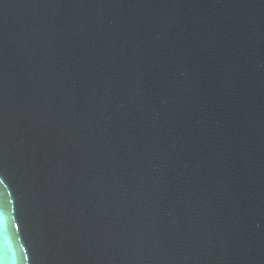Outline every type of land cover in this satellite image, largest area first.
Segmentation results:
<instances>
[{
    "label": "water",
    "instance_id": "obj_1",
    "mask_svg": "<svg viewBox=\"0 0 264 264\" xmlns=\"http://www.w3.org/2000/svg\"><path fill=\"white\" fill-rule=\"evenodd\" d=\"M0 264H264V0H0Z\"/></svg>",
    "mask_w": 264,
    "mask_h": 264
}]
</instances>
